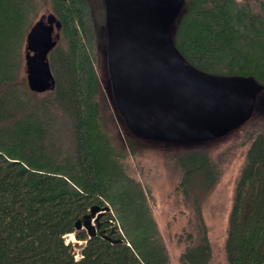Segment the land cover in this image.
I'll return each mask as SVG.
<instances>
[{
    "label": "trees",
    "instance_id": "trees-1",
    "mask_svg": "<svg viewBox=\"0 0 264 264\" xmlns=\"http://www.w3.org/2000/svg\"><path fill=\"white\" fill-rule=\"evenodd\" d=\"M50 4L61 42L49 56L53 83L37 93L26 86L22 72L25 43L41 5L0 0V264H169L151 189L129 165L137 153L121 144L104 116L103 0ZM173 40L198 71L217 78L253 77L264 86V0H186ZM259 102L240 129L220 140L179 146L168 157L181 174L176 191L197 218L180 237V264H214L204 206L221 180L225 154L216 155L213 147L235 137L245 153L228 217L226 264H264ZM94 206L111 208L100 230L121 243L77 230ZM71 235L78 244L67 243Z\"/></svg>",
    "mask_w": 264,
    "mask_h": 264
},
{
    "label": "water",
    "instance_id": "water-1",
    "mask_svg": "<svg viewBox=\"0 0 264 264\" xmlns=\"http://www.w3.org/2000/svg\"><path fill=\"white\" fill-rule=\"evenodd\" d=\"M106 51L113 98L130 133L168 145L216 141L246 125L255 115L264 86L253 77L217 78L191 66L177 50L173 31L186 0H103ZM55 27L58 35L55 37ZM61 25L55 16L39 21L27 37V79L43 93L54 77L49 56L58 44ZM109 206L91 208L77 230L100 235ZM113 224V223H112ZM115 232L113 228L112 233Z\"/></svg>",
    "mask_w": 264,
    "mask_h": 264
},
{
    "label": "rangeland",
    "instance_id": "rangeland-1",
    "mask_svg": "<svg viewBox=\"0 0 264 264\" xmlns=\"http://www.w3.org/2000/svg\"><path fill=\"white\" fill-rule=\"evenodd\" d=\"M36 1L42 9L37 15L34 25L42 20L47 23L49 18L54 16L50 0ZM57 35L55 27L54 36ZM60 42L61 36L58 39V43ZM26 56L27 41L23 53L22 77L28 87ZM100 76L103 90L101 103L105 119L121 144L136 151L137 158L134 157L130 160L129 165L134 171V175L151 189L152 209L169 253V264H180V257L184 249L183 244L179 243L180 237L183 236L185 230H188L191 220L197 221L191 212L193 205L190 204L189 207H186L183 197L176 191L181 181L180 171L168 161L171 153L181 148L175 145L148 142L133 136L116 108L106 63L101 66ZM259 100L260 105L264 108V95H261ZM235 139L236 137L231 138L225 141L226 143L222 142L217 144V147L215 145L213 147L216 155L225 154V158L220 160L222 161L221 180L213 193L209 195L204 206V219L209 227L213 245L214 264H226L225 238L228 217L233 203L234 186L244 160L245 148L235 144ZM66 241L78 244L73 235L67 236ZM77 252L76 257L79 258Z\"/></svg>",
    "mask_w": 264,
    "mask_h": 264
},
{
    "label": "flooded vegetation",
    "instance_id": "flooded-vegetation-1",
    "mask_svg": "<svg viewBox=\"0 0 264 264\" xmlns=\"http://www.w3.org/2000/svg\"><path fill=\"white\" fill-rule=\"evenodd\" d=\"M101 229V228H100ZM104 231H106V230H104Z\"/></svg>",
    "mask_w": 264,
    "mask_h": 264
}]
</instances>
